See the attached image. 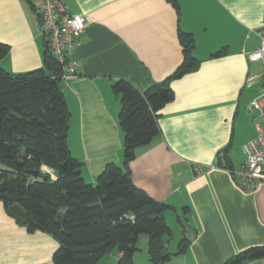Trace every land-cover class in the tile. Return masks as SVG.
<instances>
[{"label":"crops","instance_id":"0c3cea01","mask_svg":"<svg viewBox=\"0 0 264 264\" xmlns=\"http://www.w3.org/2000/svg\"><path fill=\"white\" fill-rule=\"evenodd\" d=\"M175 2L177 8L170 0H64L87 22L72 52L76 75L61 81L67 142L88 183L106 164L122 166L120 101L112 84L124 79L145 90L163 81L183 60L178 30L190 33L197 67L170 82L174 97L158 112L159 133L136 148L129 168L136 187L170 206L165 220L178 242L173 251L166 244L169 259L221 264L264 245V182L247 190L235 176L245 159L241 147L257 135L248 106L260 93L262 66L248 54L259 44L264 0ZM36 19L32 0H0V44L8 47L0 65L6 71L44 67ZM224 157L231 169L220 164ZM178 217L196 229L180 254ZM57 247L50 234L18 225L0 199V264H54ZM111 251L114 264L119 252Z\"/></svg>","mask_w":264,"mask_h":264},{"label":"trees","instance_id":"16d2710c","mask_svg":"<svg viewBox=\"0 0 264 264\" xmlns=\"http://www.w3.org/2000/svg\"><path fill=\"white\" fill-rule=\"evenodd\" d=\"M170 1L177 8L175 0ZM178 38L183 60L166 79L145 90L124 79L112 84L120 101L123 164H106L94 183L82 178V163L68 147L69 109L62 70L45 39L43 68L14 74L0 65V199L18 225L28 232L48 233L57 241L54 264H96L112 249L119 252L116 264H135V243L141 233L148 237L150 264L169 259L168 253L166 257L161 253L171 236L165 220L170 206L135 186L129 164L136 148L159 133L158 112L174 97L170 82L197 67L194 38L180 29ZM7 50L0 44V59ZM220 164L231 169L226 157ZM42 165L54 169L56 178H50ZM186 247L182 239L176 254ZM258 259H264V245L242 250L221 264Z\"/></svg>","mask_w":264,"mask_h":264},{"label":"built area","instance_id":"2783aa9c","mask_svg":"<svg viewBox=\"0 0 264 264\" xmlns=\"http://www.w3.org/2000/svg\"><path fill=\"white\" fill-rule=\"evenodd\" d=\"M37 14L36 26L47 42L50 54L60 64L61 79L66 80L76 75L77 61L72 52L84 32L87 22L82 14L70 13L64 0H32ZM259 44L248 54L251 61L261 63V89L248 106L255 113V138L241 147L245 159L235 172V176L244 189H254L259 182H264V22L257 30Z\"/></svg>","mask_w":264,"mask_h":264},{"label":"rangeland","instance_id":"374dc122","mask_svg":"<svg viewBox=\"0 0 264 264\" xmlns=\"http://www.w3.org/2000/svg\"><path fill=\"white\" fill-rule=\"evenodd\" d=\"M41 169L47 172L50 176V178L55 179L56 178V172L54 169L47 167L46 165H42ZM178 238L174 234H171V236L168 239L169 245H170V251H173V249L177 246ZM136 250L133 254V262L135 264H150L149 261V255H148V237L145 233L139 234L137 237L136 243H135ZM117 250V249H114ZM113 251H109L106 253L97 263L98 264H112L110 256L113 254ZM175 256H172L171 259L167 260L165 264H180V263H174ZM117 262V261H116ZM116 264V263H114Z\"/></svg>","mask_w":264,"mask_h":264},{"label":"water","instance_id":"95a60500","mask_svg":"<svg viewBox=\"0 0 264 264\" xmlns=\"http://www.w3.org/2000/svg\"><path fill=\"white\" fill-rule=\"evenodd\" d=\"M179 221L184 230V239L187 242H192V240L196 236V229L183 218H179ZM161 254L163 257H166L167 256L166 250H163Z\"/></svg>","mask_w":264,"mask_h":264}]
</instances>
